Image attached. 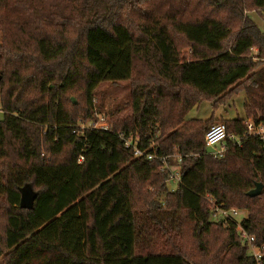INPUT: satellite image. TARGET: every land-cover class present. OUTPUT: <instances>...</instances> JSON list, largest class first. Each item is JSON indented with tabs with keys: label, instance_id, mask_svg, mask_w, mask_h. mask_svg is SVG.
<instances>
[{
	"label": "trees",
	"instance_id": "obj_1",
	"mask_svg": "<svg viewBox=\"0 0 264 264\" xmlns=\"http://www.w3.org/2000/svg\"><path fill=\"white\" fill-rule=\"evenodd\" d=\"M255 10L264 14V0H0V263L264 264ZM137 63L130 113L109 114L110 130L83 127L98 86L134 79ZM72 89L82 119L65 104ZM242 91L245 116L224 119L226 150L214 156V116L187 115ZM128 139L156 158L136 156ZM167 164L181 173L174 190ZM26 186L37 194L30 209L20 207ZM238 207L247 216L212 219ZM240 229L263 247L259 260Z\"/></svg>",
	"mask_w": 264,
	"mask_h": 264
},
{
	"label": "rangeland",
	"instance_id": "obj_2",
	"mask_svg": "<svg viewBox=\"0 0 264 264\" xmlns=\"http://www.w3.org/2000/svg\"><path fill=\"white\" fill-rule=\"evenodd\" d=\"M172 1V0H171ZM176 4L180 3L181 0H173ZM249 16L256 22V24L264 30V14L259 11H251ZM182 52L189 56L190 48L188 46L182 48ZM141 63H137V68L135 70L134 79L124 80L117 83L111 82H103L101 83L95 91V107L89 111V113L93 112V116L95 117L97 114L105 113L108 115L109 119L112 113V120H115L118 116H125L130 113V92L132 90V81L138 79V71L143 73L141 68ZM77 89L69 90L65 97L66 106L74 111V114L78 119H82L83 115L87 112L85 107V99L80 97L76 92ZM245 92H239L234 95L230 100H228L225 104H220L215 107L214 102L209 100H203L199 102L196 106H194L188 113L187 119H203L208 120L209 118H215V123L224 122V119H231L235 117H244L245 116ZM72 98L76 99V103L72 101ZM115 111V112H114ZM95 112V113H94ZM115 113V114H113ZM110 114V116H109ZM4 112L2 110L1 105V97H0V120L3 119ZM253 119H247V122H251ZM177 187V182L172 180L169 183L170 190H174ZM239 208L241 211V215L238 216V220L247 216V211L244 208ZM224 237L220 239V241H213L212 243H216V246L220 245ZM192 243H195L193 239H190ZM195 245L190 248H194ZM1 264V263H0Z\"/></svg>",
	"mask_w": 264,
	"mask_h": 264
},
{
	"label": "built area",
	"instance_id": "obj_3",
	"mask_svg": "<svg viewBox=\"0 0 264 264\" xmlns=\"http://www.w3.org/2000/svg\"><path fill=\"white\" fill-rule=\"evenodd\" d=\"M81 124L83 127H89L92 129H99V130H110L111 128V122L107 114L100 113L97 114L95 117L90 118L87 122L81 121ZM254 124L253 121L248 122V128L253 129ZM263 131V130H261ZM228 139V133H227V127L224 122H217L210 126L208 129L206 135H205V142L206 146L209 149V152L217 157H223L226 147V140ZM127 148H131L134 150V154L136 156H147L148 159H154L156 158L155 153L148 152L147 150H144L136 145L131 139L126 140L125 143ZM83 159V157L80 158V161ZM166 160V157L163 158V161ZM179 161H181V158L179 157ZM166 169H168L171 172L172 180L179 182L181 173L179 169H174L170 165H166ZM241 215V211H239L236 208L231 209H221L217 208L216 212L212 214L213 220H220V219H232V218H238V216ZM241 230L242 238L248 242V244L251 245L254 255L256 259H260L262 257V251L263 247H258L255 245V237L253 235L248 234L245 230Z\"/></svg>",
	"mask_w": 264,
	"mask_h": 264
},
{
	"label": "water",
	"instance_id": "obj_4",
	"mask_svg": "<svg viewBox=\"0 0 264 264\" xmlns=\"http://www.w3.org/2000/svg\"><path fill=\"white\" fill-rule=\"evenodd\" d=\"M75 102V100H74ZM263 191V184L261 182L257 183L256 187L248 192L249 196L255 197L261 195ZM36 192L33 190L32 186H26L21 190V208H32L36 199Z\"/></svg>",
	"mask_w": 264,
	"mask_h": 264
}]
</instances>
